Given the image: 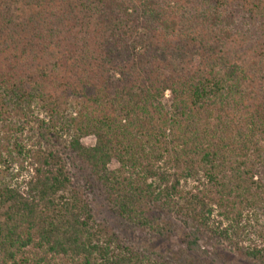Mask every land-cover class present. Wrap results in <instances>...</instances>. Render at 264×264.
I'll list each match as a JSON object with an SVG mask.
<instances>
[{"label": "trees", "instance_id": "trees-1", "mask_svg": "<svg viewBox=\"0 0 264 264\" xmlns=\"http://www.w3.org/2000/svg\"><path fill=\"white\" fill-rule=\"evenodd\" d=\"M205 240L264 264V0H0V264Z\"/></svg>", "mask_w": 264, "mask_h": 264}, {"label": "rangeland", "instance_id": "rangeland-1", "mask_svg": "<svg viewBox=\"0 0 264 264\" xmlns=\"http://www.w3.org/2000/svg\"><path fill=\"white\" fill-rule=\"evenodd\" d=\"M82 143L85 146H93L96 140L94 137H88L83 139ZM113 167H116V164H113ZM71 173H76V170H71ZM95 207L99 222L115 228L116 231L125 237H133L138 245L143 247L147 246L153 251L166 254L167 256L177 253L178 250L185 249V246L176 239H157L155 237H150V235L145 232H136L135 228L128 226L125 222L114 217L100 200L95 203ZM202 246L209 249L210 256L208 258L188 257L187 264H254L241 254L231 251L229 247L215 248L214 245L207 240L202 242ZM182 262L185 263L186 259L183 258Z\"/></svg>", "mask_w": 264, "mask_h": 264}]
</instances>
